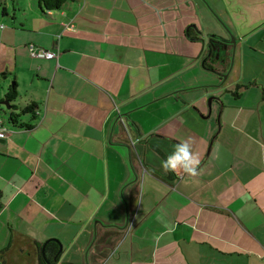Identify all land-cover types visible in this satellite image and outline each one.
I'll list each match as a JSON object with an SVG mask.
<instances>
[{
  "label": "crops",
  "instance_id": "crops-1",
  "mask_svg": "<svg viewBox=\"0 0 264 264\" xmlns=\"http://www.w3.org/2000/svg\"><path fill=\"white\" fill-rule=\"evenodd\" d=\"M30 1L0 25V101L16 86L39 105L0 137L6 257L38 264L36 243L57 238L56 264H264V80L243 37L204 64L245 1ZM184 141L197 173L170 177L161 161Z\"/></svg>",
  "mask_w": 264,
  "mask_h": 264
},
{
  "label": "rangeland",
  "instance_id": "rangeland-1",
  "mask_svg": "<svg viewBox=\"0 0 264 264\" xmlns=\"http://www.w3.org/2000/svg\"><path fill=\"white\" fill-rule=\"evenodd\" d=\"M244 1H245V6H244L245 11L244 10L243 11H237L238 5H239L237 3V4H235V10H234V14H233V18H234L236 13H242V12L246 13L242 18H238V19L234 18L237 21V22L235 21V25H237L236 30L238 31V33L237 34L234 33L235 29L231 28L233 34H229V32H227L228 36H225L223 34V32H221V34H220L221 36H219V37L220 38L221 37L222 38L223 37H225V38L229 37L231 39V41H232V38L235 36L245 38L243 40L244 41V52L243 53L246 55L245 56L246 66L247 67L250 66L251 61H252V66H253L254 70H256V74L258 73V78L264 80V71H262V65H261V61H262V58H264V55L257 53L255 51L253 52V50H252L253 48L251 49V44H254L256 46H262V44L264 45V30L258 28L260 26H263L262 22H264V0H260V11L258 13H257V5L253 6V3H256L259 0H244ZM246 1H247V3H246ZM217 2H218V4H221L224 2V0H219ZM24 3L26 6L21 9L20 7H21V5H24ZM33 3H38V0H34ZM27 5L29 7L32 5L30 0H21V1H19V0H0V25L1 24L11 25L12 16L14 15V12L16 10H20V9H21L20 11H23L27 7ZM4 7L7 8L9 16L4 14V11H3ZM224 17H225V19L228 20V18L226 16H224ZM215 18H216V20H218V18L216 16H215ZM219 19H221V18H219ZM246 33H248V34H246ZM252 34H254V35H252ZM204 35H205V38H208L207 32H205ZM238 39H240V38H238ZM209 40H210V38H209ZM210 41H211V44L213 45V40H210ZM228 52L229 51H227L226 53L222 52V58L224 55L227 56ZM230 52H233V50L231 49ZM250 57H251V60H250ZM224 59H226V58L224 57ZM230 65H231V63L229 64V66ZM218 68H221V67H218ZM217 77L219 78V81H222L220 79L221 76H217ZM11 82H12V80H11ZM1 83H2V81H1V76H0V92L2 91L1 90ZM248 84H245L243 87H248L250 85V84L249 85ZM233 88H235V86ZM234 92L237 93L238 90L235 89ZM4 116L7 117L5 114H4ZM155 171L158 172L157 169ZM15 239L16 238L14 237L13 241L10 244L11 247L14 246ZM7 249H10V247L6 246L2 250H0V261H2L4 264H36L37 263V258L35 259V256H33L32 258L25 257V256H16L17 255L16 253H13V255L8 254L7 257H6V255H3V257L1 258V254H2L1 251H4V250L6 251Z\"/></svg>",
  "mask_w": 264,
  "mask_h": 264
},
{
  "label": "trees",
  "instance_id": "trees-1",
  "mask_svg": "<svg viewBox=\"0 0 264 264\" xmlns=\"http://www.w3.org/2000/svg\"><path fill=\"white\" fill-rule=\"evenodd\" d=\"M71 1V0H39V4L43 11L47 10H57L59 9L64 3ZM5 15H9L6 7L3 9ZM197 26L196 25H189L187 28L188 35L192 38H198L192 35L193 32H196ZM218 37V38H216ZM224 39V41H228L225 38H220L218 35L212 34V40L215 43H220V40ZM211 42V41H210ZM204 64L207 68L213 69V66L207 62V59L204 61ZM5 72H3L4 74ZM236 93V92H235ZM19 97V92L16 86L8 89L7 93L5 94L4 100L7 99L10 102V107L7 108L5 104H0V122L4 124L7 128L9 125L10 127L16 128H26L31 129L33 128V119L36 118L37 112L39 110V105L37 102L30 101L28 103H16ZM2 99V98H0ZM4 106V107H3ZM4 114L7 116L5 117ZM25 117H28L26 120ZM30 117V119H29ZM8 128V129H9ZM170 172V177L175 175L174 172ZM45 244V247H44ZM61 242L57 238H51L46 241V243L37 242L36 243V250L38 254V264H56L57 261L60 259L62 249H61ZM1 258L3 257L4 251H1ZM0 264H4L0 261Z\"/></svg>",
  "mask_w": 264,
  "mask_h": 264
},
{
  "label": "clouds",
  "instance_id": "clouds-1",
  "mask_svg": "<svg viewBox=\"0 0 264 264\" xmlns=\"http://www.w3.org/2000/svg\"><path fill=\"white\" fill-rule=\"evenodd\" d=\"M199 163L198 157L191 151V145L184 141L177 144L174 150L161 161V166L166 171L174 172L177 175L181 170L195 175Z\"/></svg>",
  "mask_w": 264,
  "mask_h": 264
},
{
  "label": "built area",
  "instance_id": "built-area-1",
  "mask_svg": "<svg viewBox=\"0 0 264 264\" xmlns=\"http://www.w3.org/2000/svg\"><path fill=\"white\" fill-rule=\"evenodd\" d=\"M69 28L72 29L73 27L69 26ZM29 51L32 56L48 57L54 55V52L43 48H38L34 44L29 45ZM8 131V128L4 124H2V122H0V137H3Z\"/></svg>",
  "mask_w": 264,
  "mask_h": 264
},
{
  "label": "flooded vegetation",
  "instance_id": "flooded-vegetation-1",
  "mask_svg": "<svg viewBox=\"0 0 264 264\" xmlns=\"http://www.w3.org/2000/svg\"><path fill=\"white\" fill-rule=\"evenodd\" d=\"M209 44H211V42H209ZM218 45V46H216ZM230 46L229 43H227V41H224V39H221L220 40V43H213V47H216V49H218V51H209L206 56H205V59L208 60V57H213V59L217 56V54L219 55L217 58H219L218 60H223L222 59V52H225V47H228ZM218 47V48H217ZM224 57V56H223ZM212 59V58H210ZM212 65V64H211Z\"/></svg>",
  "mask_w": 264,
  "mask_h": 264
},
{
  "label": "water",
  "instance_id": "water-1",
  "mask_svg": "<svg viewBox=\"0 0 264 264\" xmlns=\"http://www.w3.org/2000/svg\"><path fill=\"white\" fill-rule=\"evenodd\" d=\"M225 39H226V38H225ZM230 42L234 44V43L236 42V41H235V38L233 37V38H232V41L230 40ZM212 46H213V45H211V44L209 45V51H212V50H213V49H212ZM210 70L213 71V70H214V67H213V69H210ZM224 75H225V74H224ZM1 103L5 104L7 108H9V107L11 106V105H10V102H9L7 99H5V100H3V101H0V104H1ZM45 243H46V242H45ZM44 247H45V244H44ZM61 249H62V245H61Z\"/></svg>",
  "mask_w": 264,
  "mask_h": 264
}]
</instances>
